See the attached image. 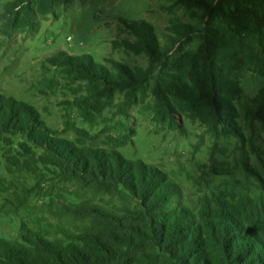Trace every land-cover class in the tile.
<instances>
[{
	"label": "trees",
	"instance_id": "obj_1",
	"mask_svg": "<svg viewBox=\"0 0 264 264\" xmlns=\"http://www.w3.org/2000/svg\"><path fill=\"white\" fill-rule=\"evenodd\" d=\"M170 1L196 24L173 25L162 45L150 24L129 23L135 40L123 45L145 54L146 68L113 59L107 66L90 54L65 51L42 62L57 74L41 79V86L71 90V104L85 123L106 120V113L122 118L108 147L92 144L97 136L73 123L67 128L77 138H61L37 109L0 95L8 175L0 176V212L20 219L18 238L0 237V264H264V181L254 197L216 189L200 207H189L168 173L118 149L131 141L136 105L174 121L172 104H185L213 132L240 134L233 104L242 91L237 75L246 65L264 75V0ZM68 3L6 0L0 37L32 28L37 16ZM253 101L247 112L264 121V86ZM35 192L43 198L39 206L30 201Z\"/></svg>",
	"mask_w": 264,
	"mask_h": 264
},
{
	"label": "rangeland",
	"instance_id": "obj_2",
	"mask_svg": "<svg viewBox=\"0 0 264 264\" xmlns=\"http://www.w3.org/2000/svg\"><path fill=\"white\" fill-rule=\"evenodd\" d=\"M5 1L0 0V9ZM139 21L152 26L162 45L173 25L196 24L170 0H69L67 5L57 7L54 14L37 16L32 28L17 30L10 38L0 37V95L37 109L46 126L58 131L61 138H77L67 128L73 123L97 136L92 144L108 147L111 144L107 137L118 136L121 128L115 122L122 118L110 119L111 114L106 113V120L95 125L85 123L71 104V90L63 84L54 92L41 86V79L57 74L54 69L45 70L42 62L65 51L71 55L90 54L97 63L107 66L108 59H113L132 68H146L147 56L123 45L126 40H135L128 24ZM196 44L197 39L191 46ZM237 77L242 91L233 104L240 134L213 132L197 117L196 110L185 104L183 108L172 104L174 121L156 119L149 108L136 105L130 111L131 141L118 149L129 159L142 160L168 173L181 187L189 207H200L204 196L216 189L233 188L254 197L264 181V121L247 111L254 109L253 99L264 86V75L246 65ZM120 97L118 94L115 102ZM148 100L152 102L153 98ZM20 139L15 137L14 147ZM5 148L0 142V176L8 178ZM26 180L35 184L29 176ZM30 201L39 206L43 198L35 192ZM3 202L0 193V206ZM19 228V218L0 212V237L18 238Z\"/></svg>",
	"mask_w": 264,
	"mask_h": 264
}]
</instances>
